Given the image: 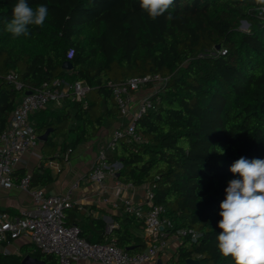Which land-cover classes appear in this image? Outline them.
Listing matches in <instances>:
<instances>
[{
	"label": "trees",
	"instance_id": "obj_1",
	"mask_svg": "<svg viewBox=\"0 0 264 264\" xmlns=\"http://www.w3.org/2000/svg\"><path fill=\"white\" fill-rule=\"evenodd\" d=\"M17 2L0 0V132L25 92L56 78L90 85L82 99L68 91L62 108L30 113L38 136L48 130L42 147L61 151L41 159L30 184L51 182L45 161L63 160L117 117L107 81L146 73L167 77L152 94L154 106L135 120L143 140L118 138L114 149L106 150L107 158L120 163L119 181L149 185L153 202L163 206L175 230L200 232L196 240L184 235L167 264L187 258L197 259L195 264H234L216 247L222 231L218 213L228 182L238 178L229 171L232 163L241 156L264 159V13L259 5L254 0H174L171 20L167 13L152 20L139 0H27L33 8L47 6L48 16L42 26H29L27 36L14 37L4 24ZM65 60L70 69L63 68ZM9 71L21 88L7 79ZM26 173L20 167L12 177L19 180ZM65 216L91 242H111L135 253L150 240L143 218L127 212L117 215V225L108 230L101 218L77 219L72 207ZM20 249V254L0 251V264H24L26 253L40 259L38 264H59L56 254L32 242Z\"/></svg>",
	"mask_w": 264,
	"mask_h": 264
},
{
	"label": "built area",
	"instance_id": "obj_2",
	"mask_svg": "<svg viewBox=\"0 0 264 264\" xmlns=\"http://www.w3.org/2000/svg\"><path fill=\"white\" fill-rule=\"evenodd\" d=\"M6 77L16 88L23 86L13 71H9ZM166 80L167 77L159 74L146 73L120 82L107 81L118 107L117 116L125 118V121L113 129L110 139L99 149L86 175L88 180L102 183L106 177L116 176L120 163L109 161L106 150L114 149L118 138L142 141L143 136L137 131L135 120L154 106L153 93L150 91L141 95L136 104L133 103L134 94L147 84L151 85V89L157 87L153 91H158ZM89 89L90 85L84 80L70 82L56 78L50 84H43L20 97L9 112L7 126L0 132V182L4 186L14 184L12 173L21 162L23 153L32 151L39 142L29 118L30 113L45 108L50 101L62 104L68 91L73 92L76 99H82ZM67 158L68 155L65 154L64 159ZM30 177V172H27L17 182L28 193L30 207L23 209L18 215L0 210V242L10 243L13 239L23 237L41 251L56 254L59 264H73L79 259L96 260L105 264H144L154 260L165 250L170 238L180 242L184 235H190L193 240L200 235L199 231L191 228L179 227L175 230L173 221L163 214V206L153 202V192L148 187L145 193L148 206L145 209L141 203L130 198L122 199L124 212L143 218L145 232L150 239L146 248L130 253L111 242L88 241L80 235L77 224L66 222L65 210L75 205L70 194L49 193L42 187L31 185Z\"/></svg>",
	"mask_w": 264,
	"mask_h": 264
},
{
	"label": "crops",
	"instance_id": "obj_3",
	"mask_svg": "<svg viewBox=\"0 0 264 264\" xmlns=\"http://www.w3.org/2000/svg\"><path fill=\"white\" fill-rule=\"evenodd\" d=\"M149 89H151V86H145L138 90L134 94L133 103L136 104L139 97L147 93ZM64 103V99L60 105L50 101L45 108L57 110L62 108ZM124 121L125 118L117 116L111 123L102 126L95 135L80 142L72 150L67 159L60 160L54 157L45 161L44 165L49 168L54 179L44 185L37 184L34 186L42 187L49 193H69L75 202L72 209L76 214V218L81 219L84 216L101 218L106 223V230L109 229V226H116L118 223L117 215L124 213L122 199L130 198L135 202L141 203L143 209L147 208L148 203L145 200V193L149 187L148 184L133 185L131 183H124L119 181L117 176H108L102 183H99L90 181L86 177L96 159L99 149L105 144V141L110 139L113 129ZM56 139L58 142H61L63 136H57ZM43 142L44 140L39 139L38 144L32 151L24 152L21 162L14 170L23 167L31 174L32 169L36 165H40L43 157L61 154L59 146L42 147ZM16 178V176L12 177L14 184L10 186H4L0 182V210H6L11 215H18L23 209L31 205L28 193L18 186ZM144 234L147 235L145 231ZM27 242L28 240L23 237L13 239L10 243L0 242V251L3 253L20 254L21 245ZM179 243V240L176 241L174 238H170L169 246L160 252L154 260L144 264H167L172 252ZM73 264L105 263L90 259H79L74 261Z\"/></svg>",
	"mask_w": 264,
	"mask_h": 264
},
{
	"label": "clouds",
	"instance_id": "obj_4",
	"mask_svg": "<svg viewBox=\"0 0 264 264\" xmlns=\"http://www.w3.org/2000/svg\"><path fill=\"white\" fill-rule=\"evenodd\" d=\"M264 13V0H254ZM140 8L152 20L165 15L171 20L169 9L174 0H139ZM47 6L30 7L27 0H18L12 17L5 21L4 30L14 37L29 34V26H42L48 16ZM223 154V149H219ZM229 171L238 178L228 182L225 199L220 203L217 235L221 258H231L234 264H264V159L241 156Z\"/></svg>",
	"mask_w": 264,
	"mask_h": 264
},
{
	"label": "water",
	"instance_id": "obj_5",
	"mask_svg": "<svg viewBox=\"0 0 264 264\" xmlns=\"http://www.w3.org/2000/svg\"><path fill=\"white\" fill-rule=\"evenodd\" d=\"M242 21L244 23H247L245 20H242ZM216 48H218V46H216ZM62 66H63V68L70 69L72 67V64H71V62L69 60H65V61H63ZM27 92H29V91H27ZM47 132H48V130L46 132H44L43 134L39 135L38 136L39 139L40 140H45V138L47 136ZM118 175H119V171L116 172V176H118ZM21 261L24 264H38V263L41 262L40 259H38L37 257L32 256V255H30L28 253L23 256ZM196 262H197V259H194V258H187L185 260L186 264H195Z\"/></svg>",
	"mask_w": 264,
	"mask_h": 264
},
{
	"label": "rangeland",
	"instance_id": "obj_6",
	"mask_svg": "<svg viewBox=\"0 0 264 264\" xmlns=\"http://www.w3.org/2000/svg\"><path fill=\"white\" fill-rule=\"evenodd\" d=\"M240 26H241V28H246L247 27V23H244L243 21H241V24H240ZM153 85V84H152ZM151 86V85H150ZM147 87H149V86H147ZM155 89H157V87H155V88H153V89H150L149 91H150V93H155L156 91H153V90H155ZM148 91V92H149Z\"/></svg>",
	"mask_w": 264,
	"mask_h": 264
}]
</instances>
